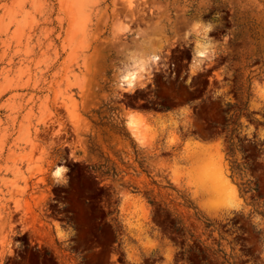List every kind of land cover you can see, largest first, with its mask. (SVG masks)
Returning <instances> with one entry per match:
<instances>
[{"label": "rangeland", "instance_id": "obj_1", "mask_svg": "<svg viewBox=\"0 0 264 264\" xmlns=\"http://www.w3.org/2000/svg\"><path fill=\"white\" fill-rule=\"evenodd\" d=\"M0 264H264V0H0Z\"/></svg>", "mask_w": 264, "mask_h": 264}, {"label": "bare ground", "instance_id": "obj_2", "mask_svg": "<svg viewBox=\"0 0 264 264\" xmlns=\"http://www.w3.org/2000/svg\"><path fill=\"white\" fill-rule=\"evenodd\" d=\"M207 50V48H206ZM206 50L203 48H201L199 51V54L200 55H205L206 54ZM156 59V57H155ZM135 77H136V74L134 72H130V71H126L123 75H122V79L123 81L126 83V84H133L134 83V80H135ZM128 123L130 126H132V128L134 129V133L136 134V136L139 138V139H143V134L141 132V130L139 129L134 117L132 116V113L129 112V119H128ZM133 133V134H134ZM134 134V135H135Z\"/></svg>", "mask_w": 264, "mask_h": 264}, {"label": "trees", "instance_id": "obj_3", "mask_svg": "<svg viewBox=\"0 0 264 264\" xmlns=\"http://www.w3.org/2000/svg\"><path fill=\"white\" fill-rule=\"evenodd\" d=\"M234 130L231 132V134L229 135V141H230V151L232 152V153H234L235 152V150H236V148H237V145H236V142H235V139H234ZM237 168H240V167H237ZM185 204L188 206V207H191V208H194V206H193V203L191 202V200L190 199H188L187 197H185ZM197 216H198V218L199 219H201V215H200V213L197 211L196 213H195ZM183 221L181 220V219H174V226L175 227H177V225L178 224H180V223H182ZM206 222V224H207V226H211L212 225V223L210 222V221H205ZM177 229H178V227H177ZM182 230H184V229H182Z\"/></svg>", "mask_w": 264, "mask_h": 264}, {"label": "water", "instance_id": "obj_4", "mask_svg": "<svg viewBox=\"0 0 264 264\" xmlns=\"http://www.w3.org/2000/svg\"><path fill=\"white\" fill-rule=\"evenodd\" d=\"M128 118H129V116H128Z\"/></svg>", "mask_w": 264, "mask_h": 264}]
</instances>
